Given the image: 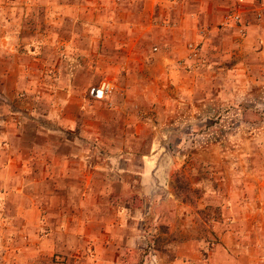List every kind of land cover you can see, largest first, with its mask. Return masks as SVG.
<instances>
[{
    "label": "rangeland",
    "instance_id": "rangeland-1",
    "mask_svg": "<svg viewBox=\"0 0 264 264\" xmlns=\"http://www.w3.org/2000/svg\"><path fill=\"white\" fill-rule=\"evenodd\" d=\"M182 1L126 45L77 0H0V264H264V20L217 54Z\"/></svg>",
    "mask_w": 264,
    "mask_h": 264
},
{
    "label": "crops",
    "instance_id": "crops-1",
    "mask_svg": "<svg viewBox=\"0 0 264 264\" xmlns=\"http://www.w3.org/2000/svg\"><path fill=\"white\" fill-rule=\"evenodd\" d=\"M116 1L122 3V6L124 5L122 8L123 11L114 15L110 14L109 17L107 12L112 6L114 7ZM185 1L186 0L182 1V6L184 7L185 5L190 6L192 4L190 0ZM176 2L177 0H77V3H73L70 6H66L65 3L60 2L55 5V8L60 10V13L63 12V10H70L72 14L76 15L77 11H86L88 13L91 11V14L94 15V17L96 16V18L98 15L96 14V11H98V13L99 11H102V17L109 18V20L104 19L102 21V25H104L102 33L97 38L94 37V39L105 38L110 32V27L118 24L122 25L123 28V32H121L123 35L120 36L122 38L120 41L127 45L128 41L131 39L129 36V34H132L131 31H134L136 27L142 25L140 19L144 15L149 16L147 9H153L157 4H159L165 5L167 10L171 11L173 8H179V2ZM194 4L196 5L195 12H197V17H195V15L193 19L190 17L188 19L186 17H181L180 19L170 17L172 18L171 20L174 24L173 27L177 28L178 34H186L187 39H190L191 37L193 39H199L201 37L204 39L206 38L207 32L211 33L216 29L219 30L217 31V34L226 38L229 44H219L214 46V51L217 54H223L226 52L230 53L236 50L239 52H247V49L243 48L245 45L244 43L250 41L252 38L251 34L254 30H256V27L260 28V25L257 24V22L264 20V0H244L242 20L239 23L232 24L231 26H223L222 24L225 13L231 12L234 8L233 0H197ZM257 9H261L262 11L261 18H256L255 11ZM138 11L140 13L137 18L136 12ZM188 11L189 10L187 9V12ZM168 22L170 23V20ZM94 27H97V25ZM90 38L93 39L92 36ZM205 46L206 49H209L208 45ZM262 53H264V51H262ZM94 93L93 96L101 98L96 96Z\"/></svg>",
    "mask_w": 264,
    "mask_h": 264
},
{
    "label": "built area",
    "instance_id": "built-area-1",
    "mask_svg": "<svg viewBox=\"0 0 264 264\" xmlns=\"http://www.w3.org/2000/svg\"><path fill=\"white\" fill-rule=\"evenodd\" d=\"M234 8L231 12L225 13L223 16V26H231L232 24L239 23L242 20V13L244 9V0H233ZM256 18L262 17L261 9H257L255 11ZM111 84L109 82H103L99 86L95 87L92 91H94L96 96L102 97L103 95L108 94L111 91ZM101 91V94H99Z\"/></svg>",
    "mask_w": 264,
    "mask_h": 264
},
{
    "label": "water",
    "instance_id": "water-1",
    "mask_svg": "<svg viewBox=\"0 0 264 264\" xmlns=\"http://www.w3.org/2000/svg\"><path fill=\"white\" fill-rule=\"evenodd\" d=\"M94 93V92H93Z\"/></svg>",
    "mask_w": 264,
    "mask_h": 264
}]
</instances>
